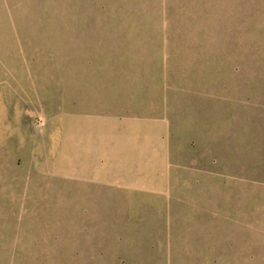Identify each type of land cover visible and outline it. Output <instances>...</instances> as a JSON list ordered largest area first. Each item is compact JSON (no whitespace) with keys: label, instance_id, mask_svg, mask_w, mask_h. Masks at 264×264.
Here are the masks:
<instances>
[{"label":"rangeland","instance_id":"rangeland-1","mask_svg":"<svg viewBox=\"0 0 264 264\" xmlns=\"http://www.w3.org/2000/svg\"><path fill=\"white\" fill-rule=\"evenodd\" d=\"M0 264H264V0H0Z\"/></svg>","mask_w":264,"mask_h":264}]
</instances>
